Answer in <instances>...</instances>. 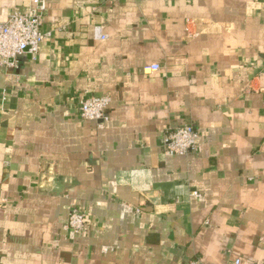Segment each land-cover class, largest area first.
Wrapping results in <instances>:
<instances>
[{
  "label": "crops",
  "instance_id": "0c3cea01",
  "mask_svg": "<svg viewBox=\"0 0 264 264\" xmlns=\"http://www.w3.org/2000/svg\"><path fill=\"white\" fill-rule=\"evenodd\" d=\"M41 29L0 66V264H264V0H46ZM182 124L195 150L164 154Z\"/></svg>",
  "mask_w": 264,
  "mask_h": 264
},
{
  "label": "built area",
  "instance_id": "2783aa9c",
  "mask_svg": "<svg viewBox=\"0 0 264 264\" xmlns=\"http://www.w3.org/2000/svg\"><path fill=\"white\" fill-rule=\"evenodd\" d=\"M46 0H32L28 9L12 11L4 21H0V66L15 68L19 57L24 53L34 56L44 39L42 32ZM161 68L153 63L143 67L144 74H151ZM7 95L1 97L2 103ZM111 103L108 94L95 95L85 91L77 100L76 106L81 118L95 121L102 125L107 117V108ZM199 138L198 129L193 124H182L167 127L159 137V146L168 156L186 155L195 150ZM198 196V192H194ZM139 211V210H137ZM86 214L74 204L68 207L64 228L74 235L81 234L85 229ZM240 259L234 258L238 264ZM185 264H202L199 259H190Z\"/></svg>",
  "mask_w": 264,
  "mask_h": 264
}]
</instances>
